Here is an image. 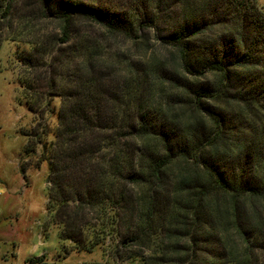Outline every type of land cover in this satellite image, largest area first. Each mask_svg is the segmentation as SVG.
Returning <instances> with one entry per match:
<instances>
[{"label":"trees","instance_id":"obj_1","mask_svg":"<svg viewBox=\"0 0 264 264\" xmlns=\"http://www.w3.org/2000/svg\"><path fill=\"white\" fill-rule=\"evenodd\" d=\"M20 1L0 0V45L23 39L5 25ZM26 3L61 21L46 66L61 97L48 178L61 238L89 252L115 239L132 264H264V4ZM28 43L39 70L44 46Z\"/></svg>","mask_w":264,"mask_h":264},{"label":"rangeland","instance_id":"obj_2","mask_svg":"<svg viewBox=\"0 0 264 264\" xmlns=\"http://www.w3.org/2000/svg\"><path fill=\"white\" fill-rule=\"evenodd\" d=\"M25 1L13 6L5 22L11 31L21 29L24 40L10 36L0 45V264H132L118 254L112 238L94 251L77 250L71 239L61 238L62 226L48 208L49 155L61 97L47 85L52 70L46 66L62 36L61 21L44 17ZM74 18L81 28L91 25L84 17ZM29 40L44 46L31 57L39 70L24 64L32 49ZM158 53L168 55L154 43L152 54Z\"/></svg>","mask_w":264,"mask_h":264}]
</instances>
